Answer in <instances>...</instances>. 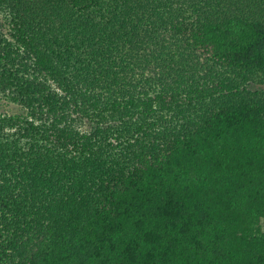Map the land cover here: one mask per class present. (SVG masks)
I'll list each match as a JSON object with an SVG mask.
<instances>
[{
	"label": "trees",
	"instance_id": "trees-1",
	"mask_svg": "<svg viewBox=\"0 0 264 264\" xmlns=\"http://www.w3.org/2000/svg\"><path fill=\"white\" fill-rule=\"evenodd\" d=\"M62 1L0 0V264H264V0Z\"/></svg>",
	"mask_w": 264,
	"mask_h": 264
},
{
	"label": "rangeland",
	"instance_id": "rangeland-1",
	"mask_svg": "<svg viewBox=\"0 0 264 264\" xmlns=\"http://www.w3.org/2000/svg\"><path fill=\"white\" fill-rule=\"evenodd\" d=\"M24 3L29 8L28 16L33 15V17H41L45 14L46 17H49L55 14L59 16L72 15L75 17L77 15V11L75 8L69 6L66 2L62 0H24ZM17 5V4H16ZM67 5V6H65ZM22 4L19 3V9H22ZM77 19H82L83 16L81 14L76 16ZM48 20V18L46 19ZM0 36H3L9 40H12L9 34V26L7 23V17L5 16V11L0 10ZM78 41V38L76 39ZM2 45H0V62L4 63L7 55V51ZM264 88V86H263ZM0 113L11 114V113H24V109L21 105L11 102L5 99L0 92ZM262 228L264 229V218L261 219Z\"/></svg>",
	"mask_w": 264,
	"mask_h": 264
}]
</instances>
